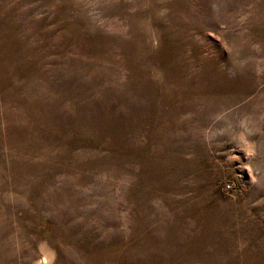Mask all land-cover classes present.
<instances>
[{"label":"rangeland","instance_id":"1","mask_svg":"<svg viewBox=\"0 0 264 264\" xmlns=\"http://www.w3.org/2000/svg\"><path fill=\"white\" fill-rule=\"evenodd\" d=\"M0 264H264V0H0Z\"/></svg>","mask_w":264,"mask_h":264},{"label":"bare ground","instance_id":"2","mask_svg":"<svg viewBox=\"0 0 264 264\" xmlns=\"http://www.w3.org/2000/svg\"><path fill=\"white\" fill-rule=\"evenodd\" d=\"M43 248V255H44V258L45 259H47L48 261H51V259L53 258L52 257V252L50 251V250H48V249H45L44 247H42ZM41 258V257H40ZM43 258V257H42ZM41 258V259H42ZM44 260V259H43Z\"/></svg>","mask_w":264,"mask_h":264},{"label":"built area","instance_id":"3","mask_svg":"<svg viewBox=\"0 0 264 264\" xmlns=\"http://www.w3.org/2000/svg\"><path fill=\"white\" fill-rule=\"evenodd\" d=\"M225 188H226V189H230L231 186H230L229 184H226V185H225Z\"/></svg>","mask_w":264,"mask_h":264}]
</instances>
